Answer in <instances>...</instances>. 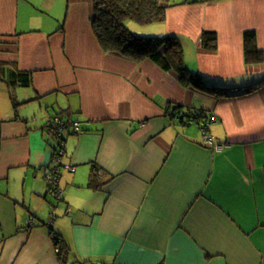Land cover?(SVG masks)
<instances>
[{
    "label": "crops",
    "instance_id": "obj_1",
    "mask_svg": "<svg viewBox=\"0 0 264 264\" xmlns=\"http://www.w3.org/2000/svg\"><path fill=\"white\" fill-rule=\"evenodd\" d=\"M92 16L91 0H0V264H264V83L244 93L264 79V61L244 64L242 38L254 30L264 53V0H169L163 23L131 24L175 35L187 68L233 95L223 97L105 53ZM15 69L31 73L29 86L10 83ZM174 105L205 109L219 148L171 116ZM55 115L83 130L65 132L62 163L75 170H60V198L45 174Z\"/></svg>",
    "mask_w": 264,
    "mask_h": 264
},
{
    "label": "trees",
    "instance_id": "obj_2",
    "mask_svg": "<svg viewBox=\"0 0 264 264\" xmlns=\"http://www.w3.org/2000/svg\"><path fill=\"white\" fill-rule=\"evenodd\" d=\"M91 1L93 4V16L91 19L92 31L98 44L105 53H116L135 62L148 59L165 72H176L179 76V82L186 88H195L210 94L215 93L219 97L225 95L233 96L231 95L232 93L226 91L228 88L221 87V85L212 82V80L196 72H191L187 68L182 47L175 35L146 36L137 33L128 26L131 22L139 26L163 23L165 21L169 0ZM242 38L244 64L255 65L262 63L264 61V53L257 45L256 32L254 30H245ZM201 42L205 48L215 49L217 45L216 34L214 32H203ZM5 65L0 63V72L3 71ZM10 83H18L23 87H27L31 84V73L15 69L11 72ZM262 83H264V79L245 87L247 90L244 93L255 89L256 86ZM181 107L180 105L172 106L171 116L180 113ZM181 113L178 116V120L183 124L195 122L201 128H204L210 120L205 109L196 110L195 108H189L186 112ZM48 135L49 138H54L50 133ZM102 177V170L93 166L88 184L95 189L99 188L101 184L97 182ZM50 235L58 259L62 263H66L70 252L68 245L62 239L61 234L53 228H51ZM78 264H88V261L78 262Z\"/></svg>",
    "mask_w": 264,
    "mask_h": 264
},
{
    "label": "built area",
    "instance_id": "obj_3",
    "mask_svg": "<svg viewBox=\"0 0 264 264\" xmlns=\"http://www.w3.org/2000/svg\"><path fill=\"white\" fill-rule=\"evenodd\" d=\"M45 131L50 133L56 139V150H54L53 161L54 166L48 168L45 171L46 178L49 182V192L53 196L60 198L61 191L58 187V174L62 168L67 169L69 172H74V167L70 165H64L62 163V157L65 154V132H73L74 134H78L83 132L80 123L72 120H63L59 116L50 117L45 123ZM207 126L201 128L203 131V144L206 146L214 147L216 149L219 148V145L214 144L212 139L206 136Z\"/></svg>",
    "mask_w": 264,
    "mask_h": 264
},
{
    "label": "rangeland",
    "instance_id": "obj_4",
    "mask_svg": "<svg viewBox=\"0 0 264 264\" xmlns=\"http://www.w3.org/2000/svg\"><path fill=\"white\" fill-rule=\"evenodd\" d=\"M131 24H132V26H136V27L139 26V25H137V24L131 22V23L128 24V26H129L130 28H132V27L130 26Z\"/></svg>",
    "mask_w": 264,
    "mask_h": 264
}]
</instances>
